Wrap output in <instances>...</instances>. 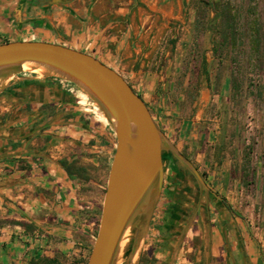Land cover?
<instances>
[{"label":"rangeland","instance_id":"374dc122","mask_svg":"<svg viewBox=\"0 0 264 264\" xmlns=\"http://www.w3.org/2000/svg\"><path fill=\"white\" fill-rule=\"evenodd\" d=\"M97 6L127 10L112 13L124 27L110 31L127 39L133 56L118 59L116 44L109 62L147 99L156 121L167 118L172 138L187 142L188 158L224 199L210 196L209 264H230L235 229L259 247L264 261V0H98ZM164 162L162 197L137 264H207L204 204L184 233L198 186L168 153ZM110 165L93 172L101 188L87 187L101 202L98 224ZM130 243L129 233L116 264H131ZM214 243L220 245L215 253ZM90 253L80 260L45 256L51 260L39 264H88Z\"/></svg>","mask_w":264,"mask_h":264},{"label":"crops","instance_id":"0c3cea01","mask_svg":"<svg viewBox=\"0 0 264 264\" xmlns=\"http://www.w3.org/2000/svg\"><path fill=\"white\" fill-rule=\"evenodd\" d=\"M97 1L0 0V44H62L93 55L125 76L109 60L116 44L118 59L133 56L127 39L119 40L110 31L124 27L112 13L125 15L127 10L98 8ZM130 73L138 74L134 68ZM152 86L148 83L146 91ZM0 88V264H29L40 256L80 260L92 249L101 203L87 187H102L93 172L108 169L115 134L95 104L66 81L20 74L1 81ZM161 116V122L156 118L160 127L190 157L185 149L191 147L172 138L167 129L171 123ZM71 163L86 168L90 180L69 173ZM167 173L165 167V178ZM233 235L234 241L229 233L227 246L230 264H264L259 247L248 243L244 232L235 229ZM219 248L214 243V253Z\"/></svg>","mask_w":264,"mask_h":264},{"label":"water","instance_id":"95a60500","mask_svg":"<svg viewBox=\"0 0 264 264\" xmlns=\"http://www.w3.org/2000/svg\"><path fill=\"white\" fill-rule=\"evenodd\" d=\"M20 74L53 77L72 84L103 113L115 134V152L88 264H116L129 233V261L137 264L144 234L162 197L165 153L192 176L199 189L197 205L184 233L200 206H206L202 216L209 264L213 233L210 196L222 202L224 199L168 137L124 76L93 55L62 44L35 40L0 44V82Z\"/></svg>","mask_w":264,"mask_h":264},{"label":"trees","instance_id":"16d2710c","mask_svg":"<svg viewBox=\"0 0 264 264\" xmlns=\"http://www.w3.org/2000/svg\"><path fill=\"white\" fill-rule=\"evenodd\" d=\"M67 171L69 173L81 176L85 180H90V178H91L89 173H88V171H87V169L84 168V167H79L76 163H71L69 166H67ZM98 213H100V208L96 209V215ZM97 224H98V219H97V216H96V219H95V230H96V225ZM46 260L50 261L51 259H49V258H47L45 256H41L38 261L36 259H32L29 264H39L41 261H46ZM54 260L55 259H52V261H54Z\"/></svg>","mask_w":264,"mask_h":264},{"label":"built area","instance_id":"2783aa9c","mask_svg":"<svg viewBox=\"0 0 264 264\" xmlns=\"http://www.w3.org/2000/svg\"><path fill=\"white\" fill-rule=\"evenodd\" d=\"M70 84V83H69ZM70 85H72V84H70ZM97 108V107H96ZM98 109V108H97Z\"/></svg>","mask_w":264,"mask_h":264}]
</instances>
